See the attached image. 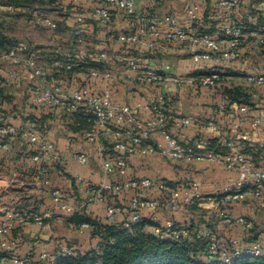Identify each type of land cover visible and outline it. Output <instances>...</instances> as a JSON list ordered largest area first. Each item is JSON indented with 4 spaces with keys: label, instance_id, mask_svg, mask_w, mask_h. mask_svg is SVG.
<instances>
[{
    "label": "crops",
    "instance_id": "1",
    "mask_svg": "<svg viewBox=\"0 0 264 264\" xmlns=\"http://www.w3.org/2000/svg\"><path fill=\"white\" fill-rule=\"evenodd\" d=\"M72 1L75 7L69 9L70 14L65 13L63 15L65 16L62 19L63 24H59L64 27L65 31V34L61 31V35H67L68 38L60 37L58 45L52 49L44 46L39 47L27 42L39 50V64L41 67L57 73L59 82L64 84L70 92L86 84L93 93H101L106 89H110L114 102L136 108L137 115L141 119L151 117L147 104L158 95L165 94L173 100L168 105L169 113L194 119L192 125L184 129L182 133L194 137L204 136L210 140H216L222 135L232 137L236 135L234 131L235 118L229 115L228 110H220V105L225 98L224 92L227 88L242 87L251 96L253 105L249 107L250 115L254 117L264 114V85L257 86L250 83L247 79L250 74H264V46L262 44L264 36L258 31H254V35H251L243 46L242 58L234 62L195 60L193 52L186 45L177 42L160 41L155 50L149 51V53H144L145 50H139L138 52L139 59L136 58V60L143 68L152 67L163 72L165 71V66L169 65V73L173 76L197 75L209 70L218 71L221 79L214 87H177L172 81L142 84L135 78L127 79L123 76L114 81L103 79L89 81L85 79L80 70L64 73L62 70L54 69L51 58L55 50L59 49L61 54L66 57L84 60L92 68L123 70L122 67L125 65L124 58L134 56L129 55L128 51L122 47L117 36L121 32L134 29L137 26V22L135 18L126 17L119 10H115L113 22L109 26H100L87 19L83 24V40L79 42L72 33L76 23L75 18L79 13L89 11L95 6L92 0ZM246 1L247 4L239 9L228 10L219 7L217 0H200L198 16L204 17L203 15L207 12L209 19L215 21L219 29H223L235 22H240L244 18L251 20L249 16L251 13L250 7L261 9L264 15V0ZM166 3L168 2L164 0L153 5L152 1L148 0V4L154 6L153 15L156 17L162 13V6H165ZM137 4L142 5L143 3L141 4L138 0ZM143 5L147 6V2H144ZM6 8L11 10V12L14 9H22L21 7L7 5ZM4 9L0 6V11ZM169 9L180 18L179 20L184 26L195 30L194 23L186 19V10L184 8L180 9L171 4ZM227 11H231V13L228 12V15H225ZM101 52H107L113 58L102 62L94 61L93 57ZM4 68L5 66L0 64V76L2 79ZM17 70L18 77L13 86L14 89H12L13 87L6 88L11 100L0 98V115L5 116L7 122L16 126L19 132L18 136L11 142L10 150L0 151V221L5 220L10 212L25 216L28 220L26 224L17 227L10 235L11 239L23 238L20 244L21 247L16 250L19 255L30 252L33 256L35 254L39 256L43 251L53 252V248L57 251L64 246L57 241L56 244L53 241L49 245L41 244L42 237L44 239L57 237V229L53 227L54 232L51 231L53 218L44 225L33 221V217L41 214V210L45 212L53 208L49 194L50 189L60 188L73 195L75 199H81V204L78 205V201L76 202L78 205V207L75 206L76 211H85L105 223H119L125 219V215L122 212H118L108 218L106 209L112 201H93L90 192L91 187H100L107 183L122 181L125 177L150 178L155 181L164 180L168 184L170 183L173 188L183 189V192L190 196L195 193V190L203 195H212L214 193L218 194V191L223 186L235 181L238 177L237 172L225 170L221 166L210 162L193 164L167 162L157 153L130 156L128 158L129 167L125 177L116 173L106 174L102 169V163L104 158L109 157L111 154L109 149L105 148L104 142L102 143V152L97 146L89 144L85 140L84 132H74L70 129V122H73L70 115L30 104V92L40 82V79L23 64H19ZM20 87L21 91L15 89ZM18 99H23V106H19L21 104H19ZM177 100L180 101V105L175 103ZM11 111H15V113L11 115ZM31 123L34 124L39 138L42 141L54 143L57 149L58 159L44 166L45 178L49 181V186L43 192L36 185L35 173L37 164L30 158L34 152V147L23 137L24 131ZM170 130L173 133H177V130L173 127ZM238 132H241V134L247 133L248 139H253V136L250 135V125ZM159 141H161V137L156 136L150 143L155 144ZM245 145V152L249 148L251 152L246 153L252 157L257 165L261 164L260 166L264 167L262 165L264 164V142L261 145L253 146L245 142ZM90 147H92L94 154L91 153ZM82 152L87 153L89 156L88 165H81L75 160V154ZM255 153L258 155L256 158L254 156ZM257 158L259 161L256 162L255 159ZM14 172H18L17 177H14ZM185 178L189 181L184 182ZM176 182L177 184H175ZM183 183L186 185H183ZM194 187H196L195 190ZM184 193L181 195V199L177 201L171 199L163 200L156 210L144 209L142 218L150 219L156 224L147 225L146 231L154 233L156 227H164L169 222H172L182 226L192 225L193 232L198 230L204 235L215 233L219 237L226 239L237 238L247 245L255 239V234L253 232H245L239 225L230 226L224 221L221 213L226 212L234 217L246 216L256 224V228L264 224V211L259 209L253 200L234 202L221 195L218 196V205L200 201L192 206L185 203ZM143 194L149 199L162 198L161 191L156 187L144 191ZM125 195V199H128V202L120 200V197L118 198V203L124 207V211H127L125 208L130 210V200L134 196V192H127ZM57 221L54 222L61 223V220ZM55 225L57 224L53 226ZM68 225L70 226V223ZM70 228L72 227L70 226ZM72 229L74 232H71V238L77 234L76 241L84 244L85 240L83 239L87 235L90 238L91 245L97 247L98 240L92 236L91 228L80 230L75 227ZM36 233L39 235L37 242L31 244L25 241L24 236L35 235ZM41 233H45V235L41 236ZM262 243L264 247V238Z\"/></svg>",
    "mask_w": 264,
    "mask_h": 264
},
{
    "label": "built area",
    "instance_id": "2",
    "mask_svg": "<svg viewBox=\"0 0 264 264\" xmlns=\"http://www.w3.org/2000/svg\"><path fill=\"white\" fill-rule=\"evenodd\" d=\"M186 1L188 3L186 17L190 22H195L200 10V0ZM217 4L221 8L233 10L246 5L247 1L217 0ZM136 7L137 0H104V5L95 6L76 16L72 33L79 42H82L83 24L87 19L100 26H109L113 22V9L133 16L136 14ZM45 21L49 27H57L56 23L48 19ZM251 35L254 33L246 31L240 25H229L215 35L197 34L184 26L179 18L169 14L160 17L141 16L139 24L134 29L118 34V41L129 48L148 51L155 50L160 41L177 42L186 45L193 52L195 60L234 62L242 58V48ZM112 58L107 52H101L95 55L93 60L102 62ZM39 59V50L27 42H15L5 48L0 46V64L5 66L3 85L7 88L15 85L18 77L17 66L23 64L40 79V82L30 92V104L36 107L50 108L64 114H73L88 109L94 118L91 126L84 131L85 140L89 144L96 145L102 152V143L107 141L114 151L112 155L103 160L102 169L106 174L116 173L125 177L130 156L156 153L171 162L185 164L210 162L225 170L237 172V179L223 186L217 195H203L197 192L194 187L195 193L190 196L184 193L183 189L173 188L164 180L155 181L150 178L125 177L122 181L91 188V198L95 202H107L110 197L120 198L127 192H134V196L130 200L131 215L125 222L126 228L131 229L134 223L141 220L144 209L156 210L163 200L177 201L181 199L183 193L185 203L188 205H195L200 201L218 205V196L222 195L234 202L253 200L256 206L264 211V167L257 165L252 157L245 152V142H248L250 146L263 144L264 114L252 117L247 105L233 102L225 97L220 105V110H228L229 115L235 118L234 131L236 135L234 137L222 135L216 139L215 145H213L212 140L207 137H194L182 133L184 129L192 125L194 119L169 113L168 105L173 100L165 94L158 95L147 104L151 117L141 119L137 115L136 108L114 102L110 89L101 93H93L86 84L70 92L64 84L59 82L57 73L41 67ZM51 59L54 69L62 70L64 73L80 70L85 79L89 81L93 79L114 81L123 76L127 79L135 78L142 84L172 81L177 87L197 86L203 88L214 87L221 79L218 71L173 76L169 73V65L165 66L163 72L152 67L143 68L136 58L131 56L124 58L123 70L92 68L84 60L64 56L59 49L55 50ZM247 79L257 86L264 85V74H250ZM175 103L180 105L178 100ZM247 125H250L252 140L248 139L247 133L238 132L242 128H246ZM171 127L175 128L177 133H173L170 130ZM18 134L16 126L7 122L5 116L0 115V151L10 150L11 142ZM156 136H160L161 141L155 144L150 143ZM23 137L34 147L30 158L37 164L36 185L43 192L49 186V181L45 178L44 166L58 159L56 146L52 142L42 141L32 123L24 131ZM75 160L81 165H88L89 156L84 152L76 153ZM13 175L17 177L18 172H14ZM153 187L161 191V199H149L143 194L144 191ZM49 194L53 208L35 215L33 217L35 223L46 224L53 218L54 210L62 211L68 215L76 212V207L66 202L60 188L50 189ZM119 211L120 207L117 204H110L106 209V215L112 217ZM221 216L230 226L239 225L245 232H253L255 239L245 245L237 238L226 239L214 233L199 234L198 236L205 237L207 241L206 258H219L230 263L233 258L243 253L253 256L264 254L262 243L264 224L256 228V224L246 216L234 217L226 212H222ZM27 222L25 216L15 212H10L5 220L0 221V264H31L33 257L30 252L24 255H19L16 252L23 238H10L17 227ZM70 226L80 230L91 228L87 223L79 226L70 223ZM154 233L177 241L190 236V231L186 226L175 225L172 222L164 227H156ZM74 253L73 249L66 247L61 248L57 253L43 251L38 256L37 264H53L56 257Z\"/></svg>",
    "mask_w": 264,
    "mask_h": 264
},
{
    "label": "trees",
    "instance_id": "3",
    "mask_svg": "<svg viewBox=\"0 0 264 264\" xmlns=\"http://www.w3.org/2000/svg\"><path fill=\"white\" fill-rule=\"evenodd\" d=\"M92 1L94 6L104 5V0ZM139 1L141 4L147 2V6L137 4L136 14L133 16H128L122 13L126 17L135 18L137 25L139 24V18L141 16L156 17L153 15V5L158 2L161 3L164 0H150L153 5L148 4V0ZM42 3L59 5V7L64 9H72L75 7L72 0H5L4 5L24 8ZM249 9L251 12L249 15L251 20L244 18L240 22H235L232 25H240L248 32L258 31V33L264 36L263 11L255 7H250ZM114 12L115 10L113 9V15ZM228 12L231 13V11H227L225 15H228ZM203 16L204 17L198 16L197 20L193 22L195 30L190 29L192 32L197 34L206 33L215 35L218 31L222 30L217 27L215 21L209 19L207 12ZM15 42L17 41H14L0 30V46L2 48L12 45ZM262 44L264 46V43ZM122 47L128 51L129 55L139 59V50L124 45H122ZM144 53H149V51L145 50ZM211 72H213V70L206 71L205 73ZM6 88L7 87L3 85V79L0 76V98L10 101L11 96L7 94ZM224 94L225 97H228L233 102L245 104L248 107L253 105L250 94H248V92L242 87L227 88L225 89ZM67 115L71 116L70 118L73 122H70L69 127L74 132H84L93 123L94 117L88 109ZM212 142L213 145H215L216 140H212ZM247 149L246 152H251L249 148ZM254 156L256 158L258 155L255 153ZM255 161L257 162L259 159L257 158ZM169 185L171 186L170 183ZM123 208L120 209L119 212H122L125 215V219L119 223H105L102 220L87 214L85 211H76L70 214L68 218L69 223H73L76 226L87 223L91 226L92 236L98 240L97 247L85 252H77L67 256H58L53 264H264V254L261 256H253L243 253L240 256L233 258L230 263H226L219 258H206V238L198 236L199 234H202L198 230L193 232L192 225H184L189 229L190 236L178 241L146 231L147 225H156L147 218H141L139 222L132 225L131 229H128L125 227V222L129 220L131 213L128 208H125L127 211H124ZM174 224L179 225L176 223Z\"/></svg>",
    "mask_w": 264,
    "mask_h": 264
},
{
    "label": "rangeland",
    "instance_id": "4",
    "mask_svg": "<svg viewBox=\"0 0 264 264\" xmlns=\"http://www.w3.org/2000/svg\"><path fill=\"white\" fill-rule=\"evenodd\" d=\"M166 1L168 3H166L165 6H162V13L158 15L157 17L169 15V14L176 16V14L170 11L169 9V5L171 4L180 9L184 8V10H186L188 6V3L186 0H166ZM4 2L5 0L0 1V6L5 8L4 10L0 11V30H2L4 34L9 36L14 41L29 42L39 47L44 46L45 48L52 49L54 48V46L58 45V42L60 41L59 39L60 37L68 38L67 35H65L66 37L61 35V31L63 34H65L64 33L65 31L63 29L64 27H61L59 24L61 23L63 24L62 19L63 17H65L63 16L65 13L70 14L69 9H64L62 7H59V5H49L47 3H44V4L42 3V4H35L32 7H24L20 10L14 9V11L11 12V10L6 8V5L4 6ZM176 17L179 18L178 16ZM47 19L56 23L57 27L56 28L49 27L45 21ZM69 36L72 37L71 34H69ZM117 39H118V36H117ZM12 89H14V87ZM15 89H18L19 91L22 90L21 87L15 88ZM260 90H257V91H260ZM18 102L19 104H21L19 105L20 107L24 105L23 99H18ZM10 113L12 115L15 113V111H11ZM103 142L105 144V148L109 149V153L112 155L114 151L112 150L110 143H108L107 141H103ZM90 149H91V153L94 154L92 147H90ZM165 161L170 162L166 159ZM188 181L189 180H187V178L184 179V182H188ZM175 184H177V182ZM183 185H186V184L183 183ZM62 191L64 193L66 202L70 203L73 206H77V207L79 204L82 203L81 199L80 200L75 199L73 195L69 194L68 192L64 190ZM218 193H220V190L218 191ZM214 194H217V193H214ZM125 197L126 195H122L120 200H123L124 202H128V199L126 200ZM109 200L112 201L111 204L115 203L120 207V209L123 208V206L120 203H118L119 200L117 197H110ZM77 201H78V205L76 203ZM42 212L43 210H41V213ZM68 218H69L68 214L62 211L54 210L53 223L51 224V231L54 232L53 227H55L58 231L57 237L56 238L51 237L49 239H44V237H42L41 244L49 245L52 243V241L55 242L56 244V241H57V242H60L61 245H64L63 247L73 249L75 253L85 252L87 251V249H92L94 246L91 245V241H89L90 240L89 236L86 235L84 236L85 238L83 237L84 238L83 240H85L84 244H80L79 241H76L77 240L76 236H78L76 233H75L76 235L73 238H71L70 234L71 232H74V230L70 228V226L68 225L69 224ZM57 220H61L60 221L61 223L54 222ZM54 224H57V225L53 226ZM44 235L45 233L43 234L41 233V236H44ZM38 236L39 235L36 233L35 235H29V236L26 235L24 236V238L26 242L34 244L35 242L39 240L37 239ZM20 247L21 245L18 246V248ZM52 250H53L52 253H57L59 251V250L55 251L54 248ZM32 257H33V260L31 264H37L38 256L35 254V256L32 255ZM47 264H50V263H47Z\"/></svg>",
    "mask_w": 264,
    "mask_h": 264
}]
</instances>
